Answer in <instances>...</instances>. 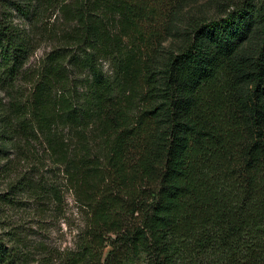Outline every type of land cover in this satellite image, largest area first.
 <instances>
[{
  "label": "trees",
  "instance_id": "1",
  "mask_svg": "<svg viewBox=\"0 0 264 264\" xmlns=\"http://www.w3.org/2000/svg\"><path fill=\"white\" fill-rule=\"evenodd\" d=\"M197 2L0 0V264H264V0Z\"/></svg>",
  "mask_w": 264,
  "mask_h": 264
},
{
  "label": "rangeland",
  "instance_id": "2",
  "mask_svg": "<svg viewBox=\"0 0 264 264\" xmlns=\"http://www.w3.org/2000/svg\"><path fill=\"white\" fill-rule=\"evenodd\" d=\"M206 1L208 0H198L197 3L201 4ZM51 18L54 19V17ZM170 41V38L167 39L164 45L168 47ZM48 43L49 38L41 41L40 46L30 57L33 62L37 61L47 47L50 46ZM5 95V90L0 87V100L5 101ZM48 175L50 176V173ZM4 191L5 182L0 181V192ZM41 209L42 211L38 212L37 215L32 216L26 215L24 205L20 207L17 205L11 210L13 216L11 218L17 221L14 222L16 224H23L24 226H27V224L23 222L31 224V236L36 238L37 241L44 242L52 250L57 248L59 251H62L68 246H71L79 226L82 225L81 217L77 211V203L73 195L66 191L60 203L54 200H46L44 205L41 206Z\"/></svg>",
  "mask_w": 264,
  "mask_h": 264
}]
</instances>
